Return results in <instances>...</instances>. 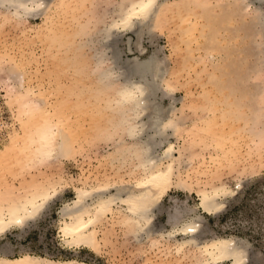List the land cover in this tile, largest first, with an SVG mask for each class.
<instances>
[{
	"label": "rangeland",
	"instance_id": "1",
	"mask_svg": "<svg viewBox=\"0 0 264 264\" xmlns=\"http://www.w3.org/2000/svg\"><path fill=\"white\" fill-rule=\"evenodd\" d=\"M133 1L43 0L41 8L19 17L12 15L14 8L0 7V150L8 130L21 131L25 115L20 103L28 101L14 96L22 92V79L32 86L29 103H60L74 127L79 123L73 154L58 156L49 165L33 166L22 158L16 166L14 154H0L2 200L29 196L50 188L53 180H63L38 218L0 236V249L6 248L9 256L28 251L93 264H230L196 255L200 250L195 246L178 251L181 235L167 232L178 209L182 222H199V241L234 239L249 251L246 264H264V23L256 18L257 12L264 14V0H160L146 22L135 20L130 29L108 35L110 23ZM223 14L224 22L215 26L220 33L216 52L206 48L214 44L204 37L212 33L209 18ZM150 56L158 63V90L147 103L174 107L176 119L166 140L153 147L162 157L168 141L174 144L176 183L153 216L165 235L136 234L110 215L97 225L95 249L69 247L59 226L76 188L89 187L86 181L110 178L113 185H126L133 180L126 175L133 178L129 172L136 160L124 157L122 150L134 141L110 125L120 115L106 101L125 81L140 80L135 62ZM108 69L115 70L114 78L102 82L99 72ZM224 95L230 103H222ZM226 111L235 115L225 118ZM222 182L241 186L220 212L211 214L200 206L199 193Z\"/></svg>",
	"mask_w": 264,
	"mask_h": 264
},
{
	"label": "bare ground",
	"instance_id": "2",
	"mask_svg": "<svg viewBox=\"0 0 264 264\" xmlns=\"http://www.w3.org/2000/svg\"><path fill=\"white\" fill-rule=\"evenodd\" d=\"M42 1L43 0H0V7H6L9 11L11 8H14L12 15L14 17H19L22 16L23 12L28 13L41 8L43 4ZM159 1L160 0L133 1L130 5L121 9V12H119V20H114L110 23L108 31L113 34H107L110 36L112 35L113 37L114 30L118 31L125 28L127 29L132 22H135V20L144 21L148 19ZM253 1L261 3L263 0ZM243 6L245 7V4ZM257 13L260 14L262 12ZM224 14L215 16V19L212 17L209 18V22H212L210 26H213L211 30L212 33L205 32L208 37L203 36L204 39L207 38V41L209 39L211 44H214L211 46H208L209 44L206 45V48L209 50L214 51L219 47L216 42L220 43V38L218 37L220 36V33L215 26L224 22ZM259 14L256 15V18L260 23H264V14ZM135 63L133 70L135 74L139 75L140 80L137 82L135 80L125 81V84L116 89L113 96L106 101L108 106H111V108L113 107V110L115 111L114 113L117 112V114L120 115L118 118H116L117 116L113 117L110 125L114 126V128L119 126V128H122V132L127 136L126 138L134 141L132 146L122 150L125 154L124 157L127 158L129 156L130 160H136V164L132 169L130 168L131 171L129 172L133 178L126 175V177L133 180L129 182L127 181L126 184V179L124 180L125 176L123 175L124 181H121L126 185H116L115 183L113 185L108 177L109 181H106L107 179L105 178V181L102 180L100 183L95 182V184L94 182L90 183V181H86L89 180L86 179L85 181L91 187H75L77 189L76 198L73 200L72 204H67L63 209L59 226L63 240L69 247L85 246L89 249H95L98 246L97 225L107 216L110 217V215H112L111 217L115 216L118 218L119 222L121 221L129 230L136 234L148 231H151V233L153 231H159L161 236L165 235L162 233V226L160 227L154 224L155 218H153V216H155V209L161 204L171 186L176 183V160L173 153L174 144L171 141H168L167 148L162 157L156 156L153 153L155 150H153V147L156 144L158 145V143L164 142V139L166 140L167 137V131L175 125V110L173 109L174 107L171 109L165 108L157 101L147 103V100L158 90V84L156 83L157 81H155L158 64L156 59L154 57L151 58L150 56L147 60ZM111 68H113L112 65ZM112 70L114 69L99 72L101 73V75L99 74V79L102 82H106L109 77L114 75ZM131 73H133V71ZM150 76L152 78H150ZM21 82L22 92L20 93V96L17 95L19 96L18 98L16 95L14 98L16 101H18V99L19 101H28V103H20L21 112L25 117L20 119L21 123L19 124L21 125V131L20 129L8 130L7 133L9 136L7 134V142L4 141L6 144L2 146V151L0 150L2 157H10V155L14 154V157L12 158H15V165L22 162L23 158V160H28L33 166H40L45 164L49 165L50 162L54 161L58 156L67 157L73 154L74 149H76L74 143H76L75 141L77 139L74 137L78 134L79 123L78 125L76 123L78 129L76 126L74 127L72 117L64 113L63 108L60 107V105H62L60 103L58 104L54 101L51 102L50 100H46V103H35V101L34 103H29L27 98L28 94H31L32 86L27 78L25 79V82L23 79ZM32 100L30 99V101ZM221 101L222 103H230L227 95H224V101L222 99ZM150 110H152V114L149 113ZM223 113L225 118L235 115L229 113V111ZM146 117H148V120ZM151 131H154L155 134H149ZM124 140L127 139L123 138L122 141ZM124 143L126 144V142ZM12 158L11 160L13 161ZM165 159L168 160L167 163H165ZM7 162L9 163L8 160ZM116 171H118L117 168ZM179 178H181V176ZM62 181V179L53 180L49 186L50 188L41 187L34 193L29 194V196H20L11 200H2L1 198L0 236L14 228H23L27 223L38 218L47 199L53 196L56 186ZM240 184L241 183H239V185ZM237 188L235 186H230L228 183L222 182L221 185L213 186L209 191L204 190V188H202L203 190L201 191L199 189L198 191H200L199 196L201 200L200 206L211 214H217L223 209L227 202V198L236 193ZM176 211V215H173L171 220L169 217L173 226L171 231L167 232L168 235L172 236L178 234L181 235V238L178 239L180 242L178 243L179 247H177L178 251H187V249L191 250L192 247L195 246L200 250L197 252L195 248V251L197 252L196 255L204 254L206 256L208 254L209 258L207 260H213L214 262L221 260L229 261L230 264H246L247 262H250V255L246 245L237 243L234 239L222 236L212 238L208 241H199L197 238L200 230L199 222L197 223V220L187 222L184 220L182 222V220L178 218L180 211L178 209H176ZM179 224H181V226H179ZM1 248L0 264H93L76 258H52L50 256L33 254L28 251L18 256H9L6 253V248ZM194 257L195 256H193V258ZM205 258L200 262L204 263Z\"/></svg>",
	"mask_w": 264,
	"mask_h": 264
}]
</instances>
